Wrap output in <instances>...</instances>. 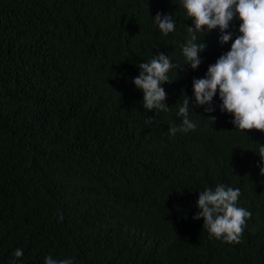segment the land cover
Listing matches in <instances>:
<instances>
[{
    "label": "trees",
    "instance_id": "obj_1",
    "mask_svg": "<svg viewBox=\"0 0 264 264\" xmlns=\"http://www.w3.org/2000/svg\"><path fill=\"white\" fill-rule=\"evenodd\" d=\"M175 15L176 32L152 18ZM239 19L228 31L239 35ZM191 19L179 0H0V264H264V131L193 105L179 124L182 90L228 51L220 32L193 70L182 55ZM202 34L200 39L202 40ZM163 52L170 111L142 106L131 78ZM176 104V105H175ZM214 117L212 121L208 119ZM238 187L251 212L239 242L210 238L199 190ZM16 248L23 256H12Z\"/></svg>",
    "mask_w": 264,
    "mask_h": 264
},
{
    "label": "clouds",
    "instance_id": "obj_2",
    "mask_svg": "<svg viewBox=\"0 0 264 264\" xmlns=\"http://www.w3.org/2000/svg\"><path fill=\"white\" fill-rule=\"evenodd\" d=\"M179 5L192 21L191 25H186L181 49L186 61L184 65H190L193 70L200 66V54L207 47L204 40L207 32L218 28L220 44L232 42L228 51L222 53L215 63L209 64L202 78L193 79L192 98L182 90L183 99L177 105L176 113L181 122L169 125V135L195 130L197 123L190 119L189 109L193 110V105H196L204 107L206 112H213V100L217 96L220 111L232 116L234 128L264 131V0H179ZM151 19L161 35L176 32L175 15L158 12ZM234 19L240 21L239 35L235 39L228 31ZM173 67L171 57L163 52L153 54L148 61L138 65L139 74L131 81L142 93L145 110H155L156 113L170 111L163 85L174 80L169 75ZM208 119L213 121L215 118ZM255 153L260 157L257 164L259 174L264 177V144L258 143ZM240 194L238 187L224 183L199 190L198 211L193 218H203V229L207 228L210 238L228 243L240 241L246 219L251 216L250 211L238 205ZM12 256L22 257L23 250L16 248ZM44 264H75V257L61 259L48 255Z\"/></svg>",
    "mask_w": 264,
    "mask_h": 264
}]
</instances>
